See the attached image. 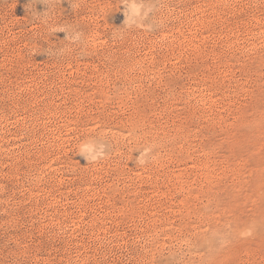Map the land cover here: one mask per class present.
Here are the masks:
<instances>
[{"label": "rangeland", "instance_id": "rangeland-1", "mask_svg": "<svg viewBox=\"0 0 264 264\" xmlns=\"http://www.w3.org/2000/svg\"><path fill=\"white\" fill-rule=\"evenodd\" d=\"M0 264H264V0H0Z\"/></svg>", "mask_w": 264, "mask_h": 264}]
</instances>
